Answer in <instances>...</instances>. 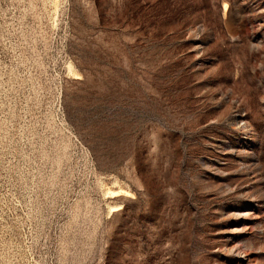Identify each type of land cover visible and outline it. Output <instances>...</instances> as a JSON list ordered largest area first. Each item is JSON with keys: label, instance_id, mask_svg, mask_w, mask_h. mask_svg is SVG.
I'll use <instances>...</instances> for the list:
<instances>
[{"label": "rangeland", "instance_id": "obj_1", "mask_svg": "<svg viewBox=\"0 0 264 264\" xmlns=\"http://www.w3.org/2000/svg\"><path fill=\"white\" fill-rule=\"evenodd\" d=\"M0 264H264V0H0Z\"/></svg>", "mask_w": 264, "mask_h": 264}]
</instances>
